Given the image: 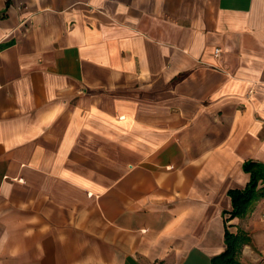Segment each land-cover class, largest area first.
I'll use <instances>...</instances> for the list:
<instances>
[{
	"label": "crops",
	"instance_id": "crops-1",
	"mask_svg": "<svg viewBox=\"0 0 264 264\" xmlns=\"http://www.w3.org/2000/svg\"><path fill=\"white\" fill-rule=\"evenodd\" d=\"M226 232L264 264V0H0V264H214Z\"/></svg>",
	"mask_w": 264,
	"mask_h": 264
},
{
	"label": "trees",
	"instance_id": "trees-1",
	"mask_svg": "<svg viewBox=\"0 0 264 264\" xmlns=\"http://www.w3.org/2000/svg\"><path fill=\"white\" fill-rule=\"evenodd\" d=\"M258 165L254 162L247 163L245 165L246 170L252 171V179L245 191H234L232 193L234 202V212L236 214L243 213L251 200L254 199V189L257 186L258 179L262 176V173L255 174V166ZM260 166V165H259ZM226 241L228 248L226 251L217 258H214V264H238L236 260V252L240 243V239L226 232ZM219 259V261H217Z\"/></svg>",
	"mask_w": 264,
	"mask_h": 264
},
{
	"label": "built area",
	"instance_id": "built-area-1",
	"mask_svg": "<svg viewBox=\"0 0 264 264\" xmlns=\"http://www.w3.org/2000/svg\"><path fill=\"white\" fill-rule=\"evenodd\" d=\"M219 52H220V49H217V50H216V54L219 53Z\"/></svg>",
	"mask_w": 264,
	"mask_h": 264
}]
</instances>
